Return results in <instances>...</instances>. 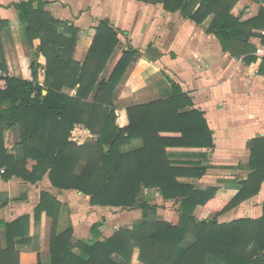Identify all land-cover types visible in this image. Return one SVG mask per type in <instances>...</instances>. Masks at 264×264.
<instances>
[{
    "label": "trees",
    "instance_id": "obj_1",
    "mask_svg": "<svg viewBox=\"0 0 264 264\" xmlns=\"http://www.w3.org/2000/svg\"><path fill=\"white\" fill-rule=\"evenodd\" d=\"M138 1L161 3L166 11H181L198 25L212 16L208 32L216 34L224 51L246 55L248 62L256 59L250 55L255 51L250 38L261 36L264 44V35L254 32L264 30V5L258 0ZM47 5L44 0L14 4L29 39H40L47 64L44 85L38 82L40 65L27 60L31 77L8 75L6 89H0V175L5 181L18 177L37 183L48 174L52 186L81 192L92 206L143 209L142 219L132 227H121L103 240L102 224L94 223L95 239L84 241L74 237L72 225L58 230L66 204L42 191L34 220L39 221L43 212L51 219L50 264H131L136 256L143 264H207L208 256L223 264H264V252L255 258L249 253L252 244L264 251V215L218 222L219 215L260 191L264 138L253 140L249 164L253 172L232 199L217 197V187L200 189L181 182L180 177L201 178L207 171L199 163L177 165L172 159L173 151L213 150V131L204 112L170 80L169 97L127 107L129 123L120 127L115 92L140 51L122 47L118 31L102 20L87 56L76 61L80 29L54 18ZM9 25L0 19V34ZM67 90H75L74 95ZM80 124L94 135L83 143L72 138ZM16 128L20 139L9 148L6 134ZM29 160L34 161L31 167ZM144 189H157L164 199L180 202V222L159 219L157 205L140 202ZM199 207L215 213L201 219L196 214ZM30 221L29 214L11 222L0 218V264H20L17 246L30 244Z\"/></svg>",
    "mask_w": 264,
    "mask_h": 264
},
{
    "label": "crops",
    "instance_id": "obj_2",
    "mask_svg": "<svg viewBox=\"0 0 264 264\" xmlns=\"http://www.w3.org/2000/svg\"><path fill=\"white\" fill-rule=\"evenodd\" d=\"M21 1L29 0H0V19L10 21V25L0 34V63L9 76L30 78L27 60H35L40 65L38 82L44 85L47 59L40 51V39L30 40L25 25L18 19L14 4ZM44 1L48 2L46 10L54 18L80 29L74 53L76 61L82 62L87 56L96 34L95 27L102 20H109L118 31L122 47L140 51L141 56L130 65L115 92L114 105L120 127L129 123L127 107L169 97L172 93L170 80L176 81L189 93L194 107L204 112L213 131L214 148L206 154L173 151L172 159L177 165L199 163L207 168L201 178L180 177L179 180L200 189L217 187L216 196L221 199L235 197L243 188V181L253 172L249 167L253 140L264 138L263 38H250V44L255 48L250 55L256 59L248 62L246 55L236 56L224 51L216 34L208 32L206 22L198 25L183 16L181 11H166L161 3L138 0ZM254 32L264 35V30ZM118 52L119 48L114 57ZM67 92L74 95L75 90ZM92 137L91 131L81 124L72 130V138L79 143ZM33 164L34 161L29 160V166ZM42 191L49 192L66 204L61 211L58 230L72 225L76 239H95L91 227L97 222L102 224L100 240H103L119 229L111 230L110 226L122 222L126 224L131 219L139 221L143 217V209L137 207L92 206L89 196L76 190H60L52 186L48 174L37 183L18 177L5 181L0 175V218L11 222L24 214L31 216V242L17 246L20 264H38L39 260L42 264H50L51 219L43 212L39 221L34 220V211ZM139 200L151 206L157 205L161 216L159 219L173 224L180 222V202L164 199L159 190L144 189ZM120 211L127 215L122 216ZM214 213L204 207L196 210L201 219ZM103 215L106 222L100 219ZM263 215L264 182L256 195L219 215L218 222L259 219ZM132 226L128 224V227ZM76 252L86 258L82 251L77 249ZM263 252L256 244L249 247L253 258L261 256ZM207 264L223 263L208 256Z\"/></svg>",
    "mask_w": 264,
    "mask_h": 264
},
{
    "label": "rangeland",
    "instance_id": "obj_3",
    "mask_svg": "<svg viewBox=\"0 0 264 264\" xmlns=\"http://www.w3.org/2000/svg\"><path fill=\"white\" fill-rule=\"evenodd\" d=\"M237 6V7H236ZM235 7L236 8H238V11H239V9H241V8H239V6H238V3H237V5H236ZM235 7H234V9H233V11L235 12ZM211 20H212V16H210L209 18H207V20L205 21L209 26H210V23H211ZM18 132H20V131H15V130H13V131H8L7 132V134H6V143H7V145H8V147L9 148H11V147H13L14 145H15V143L18 141V139H19V133ZM31 164V163H30ZM153 195H151V197H152ZM174 207V206H173ZM121 213V215L123 216H125V215H127V213L126 212H122V211H120L119 212V214ZM157 216H158V218H160L161 216H159V214H158V209H157ZM100 219H102V220H104V222H106V217L103 215V216H100ZM137 220H133V219H131L129 222H127L126 224L124 223V222H122V223H116L114 226H110V229L111 230H114V229H116V228H120V227H128V224L129 225H133L134 224V222H136ZM110 224V223H109ZM111 225V224H110ZM135 258H137V256L136 257H133V260H132V263L131 264H138L140 261H138L137 259H135ZM137 260V261H136ZM47 264H49V262H47Z\"/></svg>",
    "mask_w": 264,
    "mask_h": 264
},
{
    "label": "built area",
    "instance_id": "obj_4",
    "mask_svg": "<svg viewBox=\"0 0 264 264\" xmlns=\"http://www.w3.org/2000/svg\"><path fill=\"white\" fill-rule=\"evenodd\" d=\"M8 77V74L6 71L0 66V89H6L7 83L6 79ZM3 172V170H2Z\"/></svg>",
    "mask_w": 264,
    "mask_h": 264
},
{
    "label": "water",
    "instance_id": "obj_5",
    "mask_svg": "<svg viewBox=\"0 0 264 264\" xmlns=\"http://www.w3.org/2000/svg\"><path fill=\"white\" fill-rule=\"evenodd\" d=\"M258 1H259L261 4L264 5V0H258ZM43 93L46 94V93H47V90H44Z\"/></svg>",
    "mask_w": 264,
    "mask_h": 264
}]
</instances>
